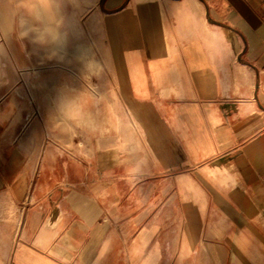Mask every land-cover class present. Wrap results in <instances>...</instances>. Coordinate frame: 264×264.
Returning a JSON list of instances; mask_svg holds the SVG:
<instances>
[{
    "label": "crops",
    "instance_id": "0c3cea01",
    "mask_svg": "<svg viewBox=\"0 0 264 264\" xmlns=\"http://www.w3.org/2000/svg\"><path fill=\"white\" fill-rule=\"evenodd\" d=\"M0 264H264V0H0Z\"/></svg>",
    "mask_w": 264,
    "mask_h": 264
},
{
    "label": "clouds",
    "instance_id": "9594fccd",
    "mask_svg": "<svg viewBox=\"0 0 264 264\" xmlns=\"http://www.w3.org/2000/svg\"><path fill=\"white\" fill-rule=\"evenodd\" d=\"M21 35L22 36H27L28 33L25 32V33H22ZM32 42L40 45L41 47H44L47 44V40H46L45 36L39 35V34L33 39Z\"/></svg>",
    "mask_w": 264,
    "mask_h": 264
}]
</instances>
